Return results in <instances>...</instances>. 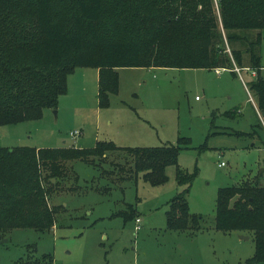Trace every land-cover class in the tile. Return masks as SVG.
I'll use <instances>...</instances> for the list:
<instances>
[{"label": "rangeland", "instance_id": "374dc122", "mask_svg": "<svg viewBox=\"0 0 264 264\" xmlns=\"http://www.w3.org/2000/svg\"><path fill=\"white\" fill-rule=\"evenodd\" d=\"M260 54L264 76V30ZM216 68L118 67L117 90L99 106L95 68L78 67L55 108L0 124V146L89 147L98 140L176 145L182 138L176 163L165 167L166 179L158 184L131 173L130 156L122 151L65 160L66 174L55 187L44 181L53 188L48 203L55 208L54 224L0 236V264L47 252L53 264H244L254 253L253 236L215 228V199L221 185L246 179L264 184V116L247 87L252 71ZM73 130L80 132L72 138ZM178 169L191 175L190 182H178ZM186 186L188 209L203 216V228L168 229V200ZM130 210L134 215L125 218Z\"/></svg>", "mask_w": 264, "mask_h": 264}, {"label": "trees", "instance_id": "16d2710c", "mask_svg": "<svg viewBox=\"0 0 264 264\" xmlns=\"http://www.w3.org/2000/svg\"><path fill=\"white\" fill-rule=\"evenodd\" d=\"M263 30L264 0H0V124L35 119L43 108H55L78 67L99 70V106H107L108 93L117 90L118 67L253 70L247 87L264 116ZM181 139L153 146L111 140L89 147L0 146V236L16 227L51 228L53 188L44 181L55 187L66 174L65 160L104 159L109 150L122 151L130 156L131 173L158 184L166 179L165 167L176 163ZM190 176L177 170L179 183L190 182ZM188 189L168 200L166 228H203V216L188 209ZM214 226L251 233L254 253L244 264H264V184L246 179L218 187ZM14 264H53V258L47 252Z\"/></svg>", "mask_w": 264, "mask_h": 264}, {"label": "crops", "instance_id": "0c3cea01", "mask_svg": "<svg viewBox=\"0 0 264 264\" xmlns=\"http://www.w3.org/2000/svg\"><path fill=\"white\" fill-rule=\"evenodd\" d=\"M236 68L237 67H234V70L236 71ZM98 73H99V70L97 69V68H95L94 69V71L92 72V74L91 73H82V77L84 78V77H87V76H89V74H91V76H92V78H93V82L95 83V88H96V94H97V80H98ZM70 77L71 76H69L68 75V77H67V83L69 84V80H70ZM78 79V78H77ZM92 80V79H91ZM83 82V81H82ZM82 90H85V87L84 88H81ZM82 90H79L78 91V93H82L83 91ZM195 98H197V97H195Z\"/></svg>", "mask_w": 264, "mask_h": 264}, {"label": "built area", "instance_id": "2783aa9c", "mask_svg": "<svg viewBox=\"0 0 264 264\" xmlns=\"http://www.w3.org/2000/svg\"><path fill=\"white\" fill-rule=\"evenodd\" d=\"M222 68V67H221ZM219 69V67H217L216 68V70H218ZM236 69H238V68H236ZM252 71V73L255 75V72L253 71V70H251ZM254 105H255V107H256V104H255V102H254ZM257 108V107H256ZM80 131L79 130H73V131H70L69 132V135L73 138L74 136H76L78 133H79ZM222 163V162H221ZM135 222H139V217H135ZM136 227H139V225H136Z\"/></svg>", "mask_w": 264, "mask_h": 264}, {"label": "water", "instance_id": "95a60500", "mask_svg": "<svg viewBox=\"0 0 264 264\" xmlns=\"http://www.w3.org/2000/svg\"><path fill=\"white\" fill-rule=\"evenodd\" d=\"M53 180H54V179L51 178V181H53ZM241 237L247 238V236H245V235H242ZM5 240H6V238L3 239V241H5Z\"/></svg>", "mask_w": 264, "mask_h": 264}]
</instances>
